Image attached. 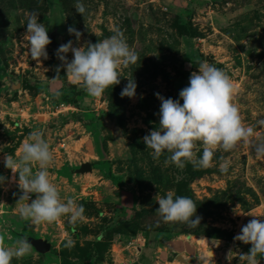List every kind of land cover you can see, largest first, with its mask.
<instances>
[{"label":"rangeland","instance_id":"obj_1","mask_svg":"<svg viewBox=\"0 0 264 264\" xmlns=\"http://www.w3.org/2000/svg\"><path fill=\"white\" fill-rule=\"evenodd\" d=\"M59 1L68 23L81 32L79 40L68 33L63 43H96L118 28L139 59L121 70L118 85L93 98L63 67L57 72L56 51L47 49L48 59L41 62L29 54L23 35L27 18L34 13L46 25L48 0H0V62L21 76L14 95L0 80V174L6 178L0 186V234L6 246L21 237L49 244L45 253L32 246L11 264H243L239 253L250 245L233 237L251 216H264V154L255 151L264 142V0H82L84 14L76 13V0ZM192 31L195 36H188ZM67 57L70 61L71 52ZM204 61L229 75L232 102L254 135L231 150L217 147L208 167L178 168L165 162L170 153L154 159L143 137L159 124L155 94L178 99ZM131 78L136 94L122 97ZM35 130L55 156L50 178L62 200L83 205L82 221L73 224L64 216L32 224L19 216L21 190L7 179L18 180V174L4 167L3 158L18 157ZM225 160L230 165L222 172ZM83 162L92 170L71 175ZM169 190L193 199L198 226L161 219L156 201ZM198 236L207 238L206 247L194 243ZM179 237L193 247L175 250Z\"/></svg>","mask_w":264,"mask_h":264},{"label":"clouds","instance_id":"obj_2","mask_svg":"<svg viewBox=\"0 0 264 264\" xmlns=\"http://www.w3.org/2000/svg\"><path fill=\"white\" fill-rule=\"evenodd\" d=\"M75 11L78 14L86 12L82 0H76ZM67 31L80 39L81 32L75 27L69 26ZM23 35L30 56L39 62L47 60V46L51 39L48 28L38 15L29 14ZM69 52L72 54L70 61ZM55 55L61 62L57 72L63 67L71 81L81 85L93 98L102 97L106 89L118 85L121 70L139 59L118 28L111 36L96 43L73 46V41L69 40L59 45ZM197 69L190 74L188 85L179 91L178 99L155 94L160 102L159 124L143 137V143L152 150L154 159L170 153L165 162L178 168H183L186 163L208 167L217 147L231 150L238 142L249 141L254 135L253 127L242 122L238 108L232 102L234 88L229 75L207 61ZM136 87L134 79H128L120 95L132 98ZM200 145H203L202 152ZM255 151L264 154V142L256 144ZM54 163V153L39 130L29 133L20 145L18 157L4 154V167L12 174H18V180L16 176L7 178L14 180L21 190L17 203H24L18 214L32 224L52 223L64 216L75 224L85 218L83 205L72 198L62 200L59 186L50 178L49 169ZM33 165L37 166L35 171ZM229 165L230 161L225 160L220 164V170L227 172ZM5 179L0 174V186L4 185ZM156 203V211L164 222H182L191 227L200 223L196 203L188 196L175 195L169 190L166 195L158 197ZM251 217L233 237L235 241L250 245L248 252L239 253V261L243 264H259L264 258V216ZM71 243L69 240L68 244ZM31 248L32 243L26 237L6 246L3 234H0V264H11L14 257H23ZM211 257L212 252L209 253L210 260Z\"/></svg>","mask_w":264,"mask_h":264},{"label":"water","instance_id":"obj_3","mask_svg":"<svg viewBox=\"0 0 264 264\" xmlns=\"http://www.w3.org/2000/svg\"><path fill=\"white\" fill-rule=\"evenodd\" d=\"M50 12L46 17V27L48 28V35L51 39V43L47 46V49L56 51L59 45L63 44V40L67 38L68 27H74V24L68 23L64 9L59 0H48ZM0 80L6 83L3 88L9 95H14L21 89V76L18 74L11 75L8 70L0 62ZM182 103V101H181ZM92 170L90 162H83L78 167L69 170L70 174H85ZM39 240V245L32 244L34 249L45 253L49 244L46 241ZM31 242V241H30ZM176 259L180 262H184V258L181 254L176 256Z\"/></svg>","mask_w":264,"mask_h":264},{"label":"crops","instance_id":"obj_4","mask_svg":"<svg viewBox=\"0 0 264 264\" xmlns=\"http://www.w3.org/2000/svg\"><path fill=\"white\" fill-rule=\"evenodd\" d=\"M180 240V241H179ZM193 247L192 243L187 239H182V237H179V239L176 242V249L175 250H179L180 252Z\"/></svg>","mask_w":264,"mask_h":264},{"label":"bare ground","instance_id":"obj_5","mask_svg":"<svg viewBox=\"0 0 264 264\" xmlns=\"http://www.w3.org/2000/svg\"><path fill=\"white\" fill-rule=\"evenodd\" d=\"M193 241L196 245H199L201 247H206L208 245V240L204 236L194 237Z\"/></svg>","mask_w":264,"mask_h":264},{"label":"trees","instance_id":"obj_6","mask_svg":"<svg viewBox=\"0 0 264 264\" xmlns=\"http://www.w3.org/2000/svg\"><path fill=\"white\" fill-rule=\"evenodd\" d=\"M182 32H183V29H182ZM184 34L187 35V33H184ZM188 36H190V37L195 36V31H192ZM183 233H185V232H183ZM12 235H14V237L18 236V234H15V233H13Z\"/></svg>","mask_w":264,"mask_h":264}]
</instances>
